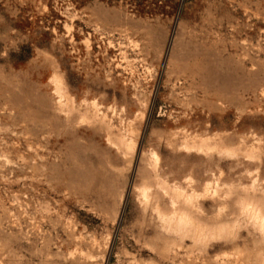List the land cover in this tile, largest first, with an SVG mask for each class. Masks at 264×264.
Wrapping results in <instances>:
<instances>
[{"label": "rangeland", "instance_id": "obj_1", "mask_svg": "<svg viewBox=\"0 0 264 264\" xmlns=\"http://www.w3.org/2000/svg\"><path fill=\"white\" fill-rule=\"evenodd\" d=\"M0 264H264V0H0Z\"/></svg>", "mask_w": 264, "mask_h": 264}]
</instances>
